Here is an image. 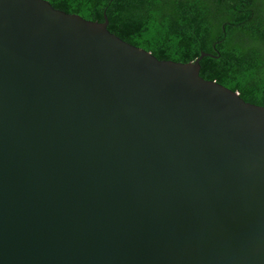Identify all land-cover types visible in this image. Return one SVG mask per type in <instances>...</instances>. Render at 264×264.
Here are the masks:
<instances>
[{"label":"water","instance_id":"water-1","mask_svg":"<svg viewBox=\"0 0 264 264\" xmlns=\"http://www.w3.org/2000/svg\"><path fill=\"white\" fill-rule=\"evenodd\" d=\"M45 0H0V264H264V107Z\"/></svg>","mask_w":264,"mask_h":264},{"label":"trees","instance_id":"trees-1","mask_svg":"<svg viewBox=\"0 0 264 264\" xmlns=\"http://www.w3.org/2000/svg\"><path fill=\"white\" fill-rule=\"evenodd\" d=\"M161 61L192 63L200 77L264 107V0H45Z\"/></svg>","mask_w":264,"mask_h":264}]
</instances>
